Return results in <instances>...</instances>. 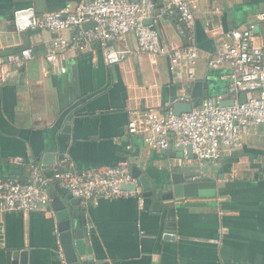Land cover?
Here are the masks:
<instances>
[{
	"label": "crops",
	"instance_id": "1",
	"mask_svg": "<svg viewBox=\"0 0 264 264\" xmlns=\"http://www.w3.org/2000/svg\"><path fill=\"white\" fill-rule=\"evenodd\" d=\"M79 0H0V57L30 49L32 58L0 85V180L26 182L28 167L40 165L49 176L60 162L76 171L128 163L140 170L151 190L162 189L174 167L188 166L175 148L148 149L127 132L129 112L165 111L177 96H190L193 84H207L204 95L230 100L227 69H208L200 58L194 82L180 81L167 57L129 54L109 66L99 46L91 53L64 61L65 72L44 60L57 35L41 30L28 36L17 30L15 13L39 8L44 14L70 9ZM154 1L153 27L163 46L182 45L175 18ZM264 13V0H201L194 17L196 44L212 52L223 29L243 28ZM42 14V15H44ZM42 15H38L40 17ZM264 40V21L258 23ZM67 36L68 32L62 34ZM135 48L126 35L113 48ZM183 74V73H182ZM204 97V96H203ZM50 154L48 164L42 163ZM226 159L232 161L226 162ZM214 199H101L97 206L76 202L67 192L50 187L53 197L70 205L74 239H82L97 260L109 264H264V128L251 127L241 146L225 153L214 166ZM167 191L162 192L165 195ZM76 202V203H75ZM58 221L49 203L30 213L0 214V264L14 253H26L27 264H60Z\"/></svg>",
	"mask_w": 264,
	"mask_h": 264
},
{
	"label": "built area",
	"instance_id": "2",
	"mask_svg": "<svg viewBox=\"0 0 264 264\" xmlns=\"http://www.w3.org/2000/svg\"><path fill=\"white\" fill-rule=\"evenodd\" d=\"M165 12L175 18V30L182 38V45L161 44L153 24L159 18L152 0H79L74 7L36 17L33 28L57 35L50 43L44 60L60 66L78 55L91 53L98 44L106 65L113 66L125 61L129 54L147 56L152 64L167 57L171 72L182 73L180 81L196 80L195 66L200 58L208 69L226 68L225 79L232 106L221 107L222 97L204 96L191 112L175 116L173 107L192 102L188 94L177 96L165 111L153 108L133 109L129 112L127 132L140 137L151 150L167 151L177 148L187 159V148L195 155L199 166H215L227 152L241 146L242 137L251 127L264 128V40L258 32V23L264 21V13L243 28L223 29L219 25L216 48L212 52L200 51L196 44L194 17L201 0H159ZM145 20L152 24L145 25ZM94 23L84 31L82 26ZM68 32L67 36L62 34ZM126 35H133L135 48L127 45L113 48ZM32 58L30 49L0 57V85L13 71L22 69ZM131 167L126 163L94 170L76 171L68 161H62L47 176L36 164L28 167L26 182L16 179L0 180V214L30 213L45 207L50 198L46 189L56 187L85 204L97 206L101 199L140 198L134 186ZM60 264H65L62 252Z\"/></svg>",
	"mask_w": 264,
	"mask_h": 264
},
{
	"label": "water",
	"instance_id": "3",
	"mask_svg": "<svg viewBox=\"0 0 264 264\" xmlns=\"http://www.w3.org/2000/svg\"><path fill=\"white\" fill-rule=\"evenodd\" d=\"M133 1L137 2L138 0ZM44 13L45 11L39 8V4H36L35 9L29 8L18 11L15 13V27L18 31H23L28 36L39 34L41 30L34 29L32 26L35 18ZM144 24L150 25L152 21L145 20ZM94 26V23H87L82 26V29L86 31ZM206 90V83L200 81L194 83L190 94L192 102L175 105L173 107L174 115L179 116L180 114L191 112L192 107L198 105ZM232 105V101H225L220 104L221 107ZM48 155L50 154L45 155L42 161L43 165L51 162L48 161L51 158ZM180 159H184L182 154H180ZM187 159L191 161V165L174 167L173 172L169 174L168 182L162 186V189L154 192L151 190L150 182L141 174L140 170L136 167H131V175L136 183L134 186H129L125 189L134 190V188H141L143 197H151L153 194H156L161 200L165 201L181 202L186 199H214L217 196V183L214 178L216 173L215 167L206 164L199 166L194 163L196 157L191 153L190 148H187ZM164 191H167L165 195L162 194ZM46 193L51 199L53 210L56 212L58 242L65 264H109L105 261L95 259L91 248L85 244L84 240L74 239L69 215L70 205L74 204V201L71 204L63 203L57 197H53L49 189H46ZM76 202H80V200L76 199ZM12 260L10 264H27L26 253L18 255L14 253Z\"/></svg>",
	"mask_w": 264,
	"mask_h": 264
},
{
	"label": "trees",
	"instance_id": "4",
	"mask_svg": "<svg viewBox=\"0 0 264 264\" xmlns=\"http://www.w3.org/2000/svg\"><path fill=\"white\" fill-rule=\"evenodd\" d=\"M204 96H207V95H204ZM232 161V159H226V162H231Z\"/></svg>",
	"mask_w": 264,
	"mask_h": 264
}]
</instances>
